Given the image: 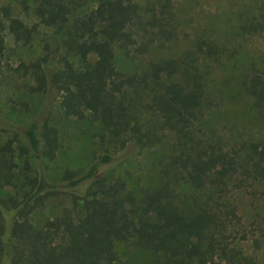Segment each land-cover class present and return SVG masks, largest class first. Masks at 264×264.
I'll use <instances>...</instances> for the list:
<instances>
[{"label":"trees","instance_id":"trees-1","mask_svg":"<svg viewBox=\"0 0 264 264\" xmlns=\"http://www.w3.org/2000/svg\"><path fill=\"white\" fill-rule=\"evenodd\" d=\"M168 8L167 0L160 12L170 18L160 19L155 38L177 37ZM31 14L38 26L52 31L65 53L51 67L42 57L21 61L16 71L26 79L29 94L44 95L46 105L57 101L65 117L84 119L88 113L100 124L103 148L84 174L66 170L54 183L27 159L18 162L25 155L20 138L36 162L55 159L58 131L48 120H34L0 141V187L16 189L14 195H0V264H113L118 243L150 251L149 264H251L222 242L235 215L227 210L222 219L220 212L230 180L236 188L247 180L264 181V146L251 143L248 157L237 159L212 146L200 147L191 133L204 93V75L194 56H215L217 45L200 42L183 62L150 61L140 73L126 74L116 66L115 50L127 53L135 37L147 33L135 0H34ZM4 16L0 57L6 50L4 29L16 47L24 48L37 27L6 10ZM241 86L252 108L264 114V76L249 75ZM140 108L154 115L159 129L142 121ZM166 133L176 141L157 189L140 187L134 193L122 178L101 176L102 167L128 143L150 149ZM180 182L206 192V199L182 207L174 190ZM64 194L74 209L37 225L34 216Z\"/></svg>","mask_w":264,"mask_h":264},{"label":"rangeland","instance_id":"rangeland-1","mask_svg":"<svg viewBox=\"0 0 264 264\" xmlns=\"http://www.w3.org/2000/svg\"><path fill=\"white\" fill-rule=\"evenodd\" d=\"M167 0H135L143 17V28L147 33L135 37L136 43L128 52L115 50L117 68L126 74L140 73L150 61L174 59L185 60L186 53L196 52L200 42L217 45L215 56L196 52L194 59L203 73L204 93L197 111V120L192 135L200 141V147L212 146L237 159H245L251 153L249 144L264 146V114H258L242 90V81L252 74L264 76V0H168V11L176 26L177 37L172 40L155 38L159 32V21L169 19L161 14ZM34 0H0V22L6 25L4 10L27 25H37L31 14ZM94 5L89 3L88 8ZM153 18L158 22L148 20ZM167 29L172 30L170 26ZM6 50L0 57V141L13 136L34 120H48L58 131V150L53 161L36 162L27 151V142L20 138L25 155L36 172H43L51 182H58L68 170L76 175L84 174L96 153L102 151L99 139L100 124L87 113L84 119L65 117L58 102L44 104V95L29 94L27 81L16 69L21 61L29 63L42 57L48 59V67L58 61L65 49L56 43L52 31L38 26L31 43L24 48L16 47L6 29ZM152 38V39H151ZM47 47V48H46ZM94 57H90L92 61ZM143 122L154 130L159 123L151 112L140 108ZM175 138L166 133L162 141L150 148L140 150L128 143L117 151L116 160L101 169V176L108 180L120 177L128 190L137 193L140 187L155 190L160 182V170L166 167L173 151ZM114 152V151H112ZM18 153V152H17ZM224 197L226 207L232 210V223L223 231V243L234 249L238 257L251 264H264V181L247 180L242 188L230 180ZM176 201L192 207L206 199V192H194L180 182L174 187ZM16 189L0 187V195H14ZM212 209L217 200L213 195ZM73 210L71 197L59 195L47 202L46 207L34 216L37 225L43 224L63 212ZM79 211V209H76ZM117 260L113 264H149L150 251L129 243H118Z\"/></svg>","mask_w":264,"mask_h":264}]
</instances>
